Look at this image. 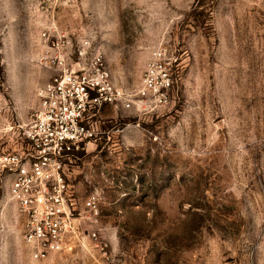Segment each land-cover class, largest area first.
I'll use <instances>...</instances> for the list:
<instances>
[{
	"label": "rangeland",
	"instance_id": "1",
	"mask_svg": "<svg viewBox=\"0 0 264 264\" xmlns=\"http://www.w3.org/2000/svg\"><path fill=\"white\" fill-rule=\"evenodd\" d=\"M87 41L124 92L166 48L171 96L100 108L67 171L77 234L46 258L0 173V264H264V0H0V154Z\"/></svg>",
	"mask_w": 264,
	"mask_h": 264
},
{
	"label": "built area",
	"instance_id": "2",
	"mask_svg": "<svg viewBox=\"0 0 264 264\" xmlns=\"http://www.w3.org/2000/svg\"><path fill=\"white\" fill-rule=\"evenodd\" d=\"M53 60L56 71L38 91V103L22 127L23 142L0 154V173L7 174L8 194L24 215L23 237L36 259L70 247V235L77 234L67 171L76 153L96 141L100 108L118 101L126 107L165 104L174 87L166 48L153 50L130 92L116 85L102 54L90 49L88 41L81 43L75 58ZM97 204L95 196L85 200L92 216Z\"/></svg>",
	"mask_w": 264,
	"mask_h": 264
}]
</instances>
